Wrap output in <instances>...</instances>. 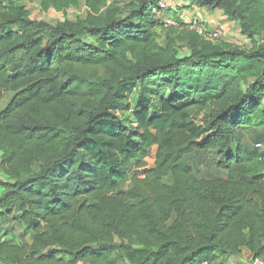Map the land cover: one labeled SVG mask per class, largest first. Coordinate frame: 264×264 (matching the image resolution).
<instances>
[{
	"label": "trees",
	"instance_id": "16d2710c",
	"mask_svg": "<svg viewBox=\"0 0 264 264\" xmlns=\"http://www.w3.org/2000/svg\"><path fill=\"white\" fill-rule=\"evenodd\" d=\"M115 1L127 15L108 0H30L84 4V18L52 24L0 0V105L15 94L0 111V220L32 234H0V264H225L244 248L264 260V157L242 137L264 132V0H188L237 23L242 47L165 26L161 0ZM128 97L133 132L116 116ZM192 150L222 175L184 166Z\"/></svg>",
	"mask_w": 264,
	"mask_h": 264
},
{
	"label": "rangeland",
	"instance_id": "374dc122",
	"mask_svg": "<svg viewBox=\"0 0 264 264\" xmlns=\"http://www.w3.org/2000/svg\"><path fill=\"white\" fill-rule=\"evenodd\" d=\"M108 3L111 7V10L116 11L117 9L119 10V13H117L118 15L121 16H125L128 13L129 10V3H123L122 1H115V0H108ZM28 6V5H27ZM28 9L30 10L31 13V17L34 19H38L39 21H45V22H49L52 24H59V23H63L66 20L69 21H77L78 19L84 18L86 16V8L84 6V4L82 3L80 8H76V9H70L67 12H63L61 14H59L58 12L54 11V10H50V11H44L43 9H41L40 7H28ZM138 22L136 21L135 24H137ZM238 29V27H237ZM212 31H215L217 29H211ZM233 30H236V27L233 28ZM237 31V35L240 37L237 38H233V42L229 43L226 42L223 38L222 41H225L226 43L230 44L231 46H234L235 44H242V46H246L247 44H244L245 42L247 43V41L249 42L248 38H246L245 36H243L241 34V32L239 33L238 30ZM168 37V32L166 30H159V40L160 43H163ZM170 39H174L175 37L172 35H169ZM229 41V40H228ZM175 42H176V47L178 49V51L180 52L181 55H188V50H187V46L186 44L175 38ZM231 42V40H230ZM249 44V43H248ZM239 46V45H238ZM240 46V47H242ZM129 89H127L124 92V96L127 95ZM136 93L138 94L139 92L136 91ZM168 97V96H167ZM12 99V94H6L5 98L3 100V102L1 103V107H0V111H2L10 102V100ZM126 104L128 105V107H125V110L120 111L119 113L116 114V116L118 117L119 122L121 123V125L126 128V130L128 132H133L134 129L136 128V120H135V116H134V111H135V107H136V98H131L128 97L126 98ZM127 108H130L129 110ZM196 117L198 118L197 124L201 125V121L203 118V114H195ZM242 137L244 139L245 142V150L250 153V154H254L257 157H264V152L262 150H258L256 148L257 144L261 143L264 145V132L263 131H253V130H249V131H245L242 134ZM155 154H156V148L153 149L152 155L150 156V158L146 159L145 163L148 165V167L152 168L154 167L155 164ZM218 157L212 153H198V152H194L193 150L191 152H189L186 156L185 161L183 162L184 166H191L192 168H194L197 173L201 176H205V177H209L212 175H222V171L221 173H219V171H217V163H218ZM137 166H138V162L134 161L131 164L130 167V174L131 175H135L137 172ZM224 177L226 176V173L224 174ZM171 177H168L164 180V182L166 184H171ZM6 180H2L1 184L5 183ZM0 234L1 235H12L15 236V238H17V241L20 244H24V243H28L32 240V234L29 233L26 228L21 225V223H19L18 221L12 220V219H3L0 220Z\"/></svg>",
	"mask_w": 264,
	"mask_h": 264
},
{
	"label": "crops",
	"instance_id": "0c3cea01",
	"mask_svg": "<svg viewBox=\"0 0 264 264\" xmlns=\"http://www.w3.org/2000/svg\"><path fill=\"white\" fill-rule=\"evenodd\" d=\"M10 1L20 6L26 7V10L29 12L30 16H31V13L28 7H40L41 8L40 3L30 2V0H10ZM161 1L167 4L168 12H164L156 16V19L158 21L159 20L160 21L170 20L176 23H178L179 21L184 24H189L195 21L197 17H199L204 23H206V25L209 28L219 29L223 33V38L226 42L232 43L233 38L239 37L236 31L238 30V32L240 33V29L239 28L237 29L238 27L237 23L227 18L224 15V13L220 10L208 11L206 9H201V8L191 5V3L188 0H161ZM34 20L39 21L38 19H34ZM234 27H236V30H233ZM248 43L249 42L247 41V43L245 42L244 44H248ZM238 45L242 46V44H238V43L235 44L234 46H238ZM7 94H12V99L15 96V94L13 93H7ZM0 157H1V153H0ZM3 193H4V188L0 186V197L3 195ZM15 217L16 216L13 215V216L8 217L7 219L10 218L12 220H15ZM4 240H11L16 244H20L17 241V238H15V236H12L11 234L7 235ZM28 243L31 244L32 240ZM251 260H252L251 252L248 249L244 248L240 256H232L228 258L225 264H249Z\"/></svg>",
	"mask_w": 264,
	"mask_h": 264
},
{
	"label": "built area",
	"instance_id": "2783aa9c",
	"mask_svg": "<svg viewBox=\"0 0 264 264\" xmlns=\"http://www.w3.org/2000/svg\"><path fill=\"white\" fill-rule=\"evenodd\" d=\"M153 14L158 16L161 13L168 12V6L165 2H160L158 7L152 10ZM61 14V13H59ZM165 26H176V22H172L170 20H165ZM185 30L189 32L196 33L201 38L210 41V42H219L223 39V33L217 29L215 31L210 30V28L204 23L199 17L196 18L195 21L187 24ZM256 148L258 150H262L264 152V145L259 143ZM262 160V158H260ZM201 264H209L208 262H203ZM249 264H264V260L260 258L252 259Z\"/></svg>",
	"mask_w": 264,
	"mask_h": 264
}]
</instances>
